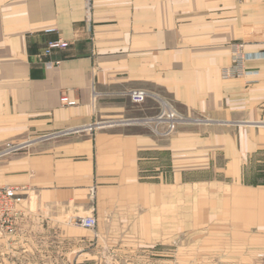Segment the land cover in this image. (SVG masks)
Wrapping results in <instances>:
<instances>
[{
  "label": "crops",
  "instance_id": "0c3cea01",
  "mask_svg": "<svg viewBox=\"0 0 264 264\" xmlns=\"http://www.w3.org/2000/svg\"><path fill=\"white\" fill-rule=\"evenodd\" d=\"M57 38L67 47L41 57ZM234 41L260 53L244 62L255 75H219ZM261 52L264 0H94L90 18L82 0H0V150L17 147L0 185L24 195L0 264H93L101 238L160 243L178 192L244 234L264 228V184L245 181L264 152ZM132 89L150 97L134 104ZM161 101L204 119L157 134L140 120Z\"/></svg>",
  "mask_w": 264,
  "mask_h": 264
},
{
  "label": "rangeland",
  "instance_id": "374dc122",
  "mask_svg": "<svg viewBox=\"0 0 264 264\" xmlns=\"http://www.w3.org/2000/svg\"><path fill=\"white\" fill-rule=\"evenodd\" d=\"M237 41L239 42V40ZM231 52L232 50H230L229 56H231ZM227 66L220 68L219 75L223 79L222 69ZM165 103L168 106V102L161 101V108L165 106ZM176 111L181 120L173 131L168 134H161L162 136L171 134L182 123H200L204 119L203 117H187L178 110ZM156 114L140 121L149 123L155 128L153 120L150 118H153ZM156 129L158 130V127ZM152 131L155 132V129H152ZM12 147H14V144L6 142L0 150V155L17 150V147ZM256 159L257 162L253 163ZM246 166L248 177L245 178V181L264 184V152H260L252 159V164ZM192 203L193 207L187 210L189 202L187 203L185 194L183 195L180 192L176 196V204H170L172 210L163 202L162 241L160 243L133 244L130 241L117 240L115 242L112 238H101L98 245V259L92 260V263L264 264V228L259 227L252 230L253 233L251 234H244L238 230L240 228L236 227L238 229H235L233 225H227L223 220L218 219L216 213L202 207L203 204L199 202L198 196L195 197V202ZM204 205L208 207L207 204ZM171 215L174 216L171 217Z\"/></svg>",
  "mask_w": 264,
  "mask_h": 264
},
{
  "label": "built area",
  "instance_id": "2783aa9c",
  "mask_svg": "<svg viewBox=\"0 0 264 264\" xmlns=\"http://www.w3.org/2000/svg\"><path fill=\"white\" fill-rule=\"evenodd\" d=\"M93 1L94 0H82L87 18H90L91 16ZM67 45L68 42L61 38L49 40L42 48L40 56H49L53 50L66 48ZM230 50H232V63L222 69L224 78L256 74L254 70L243 71L244 62L250 59L259 58L258 55L260 53L244 51L238 42H232ZM56 63H58V61L45 62L48 66H52ZM126 95L129 97V100L135 104L143 103L148 97H150V94L147 91L140 89L129 90ZM60 102L65 106H75L77 104L75 99L69 98L66 94L61 95ZM150 119L153 120L152 122L155 125V128L153 126L152 129H155L156 133L168 134L175 129L176 125L181 120V117L173 107L169 105L167 106L165 103V106L160 108L156 116ZM161 125L164 127L162 132L156 129V127L159 128ZM23 202L24 195L22 193V188L6 184L0 185V238L14 235L17 223L23 213ZM79 222L85 228H94L96 218L93 215H88L81 218Z\"/></svg>",
  "mask_w": 264,
  "mask_h": 264
}]
</instances>
